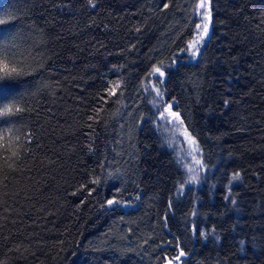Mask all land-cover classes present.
Masks as SVG:
<instances>
[{"label": "trees", "instance_id": "1", "mask_svg": "<svg viewBox=\"0 0 264 264\" xmlns=\"http://www.w3.org/2000/svg\"><path fill=\"white\" fill-rule=\"evenodd\" d=\"M94 3L0 0L10 55L31 72L15 82L26 111L0 118L29 149L0 173V264H162L178 245L184 264H264V0H211L196 58L179 50L199 0ZM173 59L161 107L176 102L202 150L192 184L150 122L148 73ZM116 81L120 102L88 121Z\"/></svg>", "mask_w": 264, "mask_h": 264}, {"label": "snow or ice", "instance_id": "2", "mask_svg": "<svg viewBox=\"0 0 264 264\" xmlns=\"http://www.w3.org/2000/svg\"><path fill=\"white\" fill-rule=\"evenodd\" d=\"M89 3L95 7L94 0H89ZM164 8L168 7V4L163 5ZM197 8L200 10L196 15L200 17V19L195 23L196 29V37L193 41H190L187 45V48H181L179 51L181 53H189L192 58H196L200 55V50L205 42V38L209 37V27L212 19V10H211V0H199V4ZM5 23L4 19H0V24ZM210 38V37H209ZM14 39L12 36V30H3L0 29V118L2 117H12L26 111L23 108L19 101L22 99L20 96L16 95L19 91L20 83H15L16 81H20L21 77L25 75H31V72L25 71V66L22 62H17L14 58V55H10L11 50V41ZM177 61L173 59L169 65H165L163 61L160 62L159 65H153L151 67V71L148 73L149 77H157V79L152 83L151 91L155 92V97H153L151 103L152 107L155 110L153 113L152 120L150 121L154 125H159V127L154 128V130L161 135L164 136V132L162 129L167 130L171 133L169 137H166L170 142L168 143V147L172 149V154L174 155V163L177 164L178 168H184L185 163L194 162L196 165H199L200 168H204L205 165L202 163V150L199 148V144L196 138L188 131V128L185 126L184 118H182L179 110H173L175 101L168 102L166 105L161 107L164 101V92L162 91V85L164 84L165 77V68H171L175 65ZM21 83H28L27 81H21ZM111 86L108 84L104 85V91L107 95L101 97L100 99L103 101V104L100 107H94L92 111L95 115H88L87 120L93 121L94 123H99L100 113L104 111V105L108 103L109 96H117V92L119 91V97L117 100L113 101V103H119L121 98L124 95V91L121 89L120 81H116L115 83L109 82ZM99 103V101H98ZM227 103V102H226ZM117 113H119V109H117ZM159 117V119H157ZM19 123L16 120H2L0 119V129L4 131H0V173L4 174V179L6 180L8 172L17 171V165L23 159L27 152L28 148L20 146L15 147L12 142V128L15 124ZM169 125L171 127L169 128ZM89 128H93V124L89 123L86 125ZM184 137L183 140H180L177 133H181ZM20 137L15 138V143L19 144ZM25 141L27 144H31L32 142V134L27 132L25 134ZM187 143L190 147V151L184 150L183 155H176V143ZM23 149V151H21ZM190 158V159H189ZM187 171L189 173H193L189 177V184L196 183L200 177L196 174L197 169L194 167H188ZM119 172V170H117ZM109 178L112 177V173L108 174ZM240 173L237 172L232 176V181L240 180ZM92 183L99 184V179H94L91 181ZM6 186V185H5ZM183 187V184H182ZM225 199H228L227 197ZM233 205L236 204V201L231 200ZM107 206L111 209L114 206H118L121 204L119 199L113 198L108 199L106 201ZM126 206V205H125ZM195 215V211L193 212ZM195 232V228H193ZM214 232V230H213ZM205 239H207L208 233H200ZM218 239V237H217ZM186 256L185 251L181 248L178 253L172 258H167V264H184L182 258Z\"/></svg>", "mask_w": 264, "mask_h": 264}, {"label": "rangeland", "instance_id": "3", "mask_svg": "<svg viewBox=\"0 0 264 264\" xmlns=\"http://www.w3.org/2000/svg\"><path fill=\"white\" fill-rule=\"evenodd\" d=\"M193 41V40H192ZM154 78H156L157 79V77H154ZM154 78H152L151 79V82H154L155 81V79ZM161 79H164V77L163 78H161ZM150 86V87H152V83H150L149 82V84H147V86ZM158 119H159V117H158ZM154 127L156 128V127H159V125H154ZM171 127V125H169V128ZM162 131L164 132V136L162 137L163 138V140L164 141H166V143L168 144L170 141L168 140V139H166V137H169L170 135H171V133L170 132H168L167 130H165V129H162ZM177 135L179 136V138H180V140H183L184 138H183V135H182V131H181V133H177ZM175 148L177 149V151L179 152V154L180 155H183V151L184 150H188V151H190L191 149H190V147H189V145L185 142V143H183V144H181V143H176L175 144ZM190 159V158H189ZM188 167H194V168H196L197 169V175H199L201 172H203V168H200V166L199 165H196L194 162H191V163H188V162H186L185 163V167H184V171H185V175H186V177H190L193 173H189L188 171H187V169H188ZM189 179V178H188Z\"/></svg>", "mask_w": 264, "mask_h": 264}, {"label": "water", "instance_id": "4", "mask_svg": "<svg viewBox=\"0 0 264 264\" xmlns=\"http://www.w3.org/2000/svg\"><path fill=\"white\" fill-rule=\"evenodd\" d=\"M183 138H184V137H183ZM164 231L166 232L167 235H169V232H168L167 228H164ZM169 246H170V243L167 242L165 245H162L161 248H162V249H166V248L169 247ZM179 249H180V247H179V245H178L177 248H176L177 253H178ZM166 257L169 258V259L172 258V257L165 256V257H164V262H163L162 264H167V259H166ZM185 259H186V256L182 258V260H185Z\"/></svg>", "mask_w": 264, "mask_h": 264}]
</instances>
